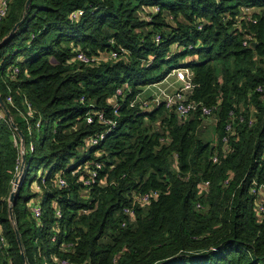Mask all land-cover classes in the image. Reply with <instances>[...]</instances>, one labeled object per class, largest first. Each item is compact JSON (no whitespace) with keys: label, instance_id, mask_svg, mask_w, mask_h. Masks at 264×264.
Instances as JSON below:
<instances>
[{"label":"trees","instance_id":"1","mask_svg":"<svg viewBox=\"0 0 264 264\" xmlns=\"http://www.w3.org/2000/svg\"><path fill=\"white\" fill-rule=\"evenodd\" d=\"M25 1L10 0L0 22L1 40L23 18L0 46V264H264V217L250 192L264 184V0H31L24 10ZM179 66L193 73L188 99L214 114V141L200 110L179 118L128 104ZM24 98L35 109L28 123ZM91 109L116 126L87 147L105 129L86 123ZM21 144L26 169L10 203ZM96 160L98 182L86 189L79 168ZM147 191L158 195L134 204L135 221L121 226L122 209Z\"/></svg>","mask_w":264,"mask_h":264},{"label":"built area","instance_id":"2","mask_svg":"<svg viewBox=\"0 0 264 264\" xmlns=\"http://www.w3.org/2000/svg\"><path fill=\"white\" fill-rule=\"evenodd\" d=\"M9 1L10 0H0V22L1 20L7 15L8 9H9ZM245 11H248V8L245 9ZM83 14V11L81 9L72 11L70 13V19L74 20L81 16ZM159 35H155V42L159 43ZM120 51L125 52L123 48L120 49ZM119 55L118 50H111L106 57H109L111 59H116ZM79 60L88 63L89 61H94V59H97L95 57L88 58L85 56L84 53L78 52L76 56ZM18 69L17 67L13 66L11 69V72L9 74L10 78H14ZM171 72L174 74L175 81L179 83V85L174 89H169L167 86H159L160 82H155L152 84H148L142 88V91L134 96V98L130 99L128 101V104L130 107H134L136 104H138V107L142 110H149L154 109L159 106H163L169 111L174 112L179 118H185L190 116L195 111L200 110V114L204 118L212 117L214 114L212 110L206 106H203L200 104V102H196L193 100L188 99V94L191 92L192 87L194 86L193 83V73L191 69L183 66H179L176 68H173ZM153 88V91L148 95V97H141L142 92L145 91L144 89ZM129 91V88L124 83L120 86H118L114 93L111 95V98L109 100V105L111 106L112 112L117 113V111L120 109L122 105V101H124L126 97V92ZM6 100L9 103H12L13 99L11 96H8ZM81 101H83V98H80ZM24 107H25V113L23 114V119L27 121V123L30 121V119L33 118V115L35 113V109L32 106V104L24 98ZM95 120L101 122L104 124L105 129L93 134L91 137L87 138L85 140V146L87 147H94L96 146L100 141H102L109 131L115 128L116 126V120L111 118H106L103 115V112L100 110H89L85 114V121L86 123L90 124L93 123ZM41 119L38 118L35 120V126L38 127L41 124ZM230 125H227V128H229ZM86 147V148H87ZM30 150L32 149V145H30ZM23 144L20 145V156L17 159V166H16V174L12 181V191L15 193L16 190L19 188L20 183L24 177L26 164L22 160L23 155ZM96 156L100 155V152L95 153ZM264 159V156L262 157ZM213 160L216 161V157H213ZM103 167V162L101 161H93V162H85L84 165H82L79 168V172L81 171L80 179L82 185L89 189L93 185H95L98 182V175ZM17 179V180H15ZM41 181L43 182L44 179L42 178ZM66 180L64 177L60 176L57 179L56 186L58 188L66 186ZM39 186H37L38 188ZM208 187V181H204L202 183V186L199 189V192H203ZM264 190V184L261 185H253V187L250 189V192L257 195L260 194V192ZM158 193L157 191H147L143 192L141 194H135L132 198V206H125L122 209L123 215L126 217L121 221V226H126L127 223H133L135 221V211H134V204H140L145 205L147 204L151 199H155L157 197ZM200 206L197 204V207ZM254 211L258 215V217H264V201L257 202L254 204ZM31 212L34 217H39L42 214L41 207L39 206L38 202H34L31 205ZM60 210L56 209L55 215L57 217L60 216ZM56 239L55 235H52L51 240L54 241ZM70 245V244H69ZM61 264H69L68 260L62 259L60 261Z\"/></svg>","mask_w":264,"mask_h":264},{"label":"crops","instance_id":"3","mask_svg":"<svg viewBox=\"0 0 264 264\" xmlns=\"http://www.w3.org/2000/svg\"><path fill=\"white\" fill-rule=\"evenodd\" d=\"M159 86H167L169 89L176 88L179 83L175 81L174 74L170 71L163 80L159 81ZM145 91H148V94H150L153 91V88L144 89ZM210 120V121H209ZM215 123L216 119L214 117L204 118L203 124L206 125L205 129L208 131V137H206L209 140L215 139ZM264 201V190L260 192V194L256 195V198L254 200V204L257 202Z\"/></svg>","mask_w":264,"mask_h":264},{"label":"water","instance_id":"4","mask_svg":"<svg viewBox=\"0 0 264 264\" xmlns=\"http://www.w3.org/2000/svg\"><path fill=\"white\" fill-rule=\"evenodd\" d=\"M31 0H26L25 1V4H24V10H26L29 6V3H30ZM23 21V18H21L19 21H17L13 27L11 28V30L9 31V33L4 36L1 40H0V46L3 45L9 38H11V36L13 35V33L17 30L18 26L22 23ZM253 45H255V42L252 43ZM0 106L1 107H4V104H3V100L0 96ZM11 125L13 128H15V124L13 122H11ZM15 139H22L23 138V135L20 131H17V133L14 135ZM22 160L24 161V155H22ZM17 180V179H15ZM9 202L12 203L13 200H14V192L11 191V193L9 194ZM9 211H10V215H11V206L9 208ZM17 233V232H16ZM17 240L19 242V236H18V233H17ZM21 255H22V258H24V255H23V252H21Z\"/></svg>","mask_w":264,"mask_h":264},{"label":"rangeland","instance_id":"5","mask_svg":"<svg viewBox=\"0 0 264 264\" xmlns=\"http://www.w3.org/2000/svg\"><path fill=\"white\" fill-rule=\"evenodd\" d=\"M258 12H260V10L259 9H256ZM144 87V86H143ZM148 91L146 90V91H143L142 92V95H141V97H148ZM210 121V120H209ZM205 127H206V125H204L203 124V127L201 128V130L203 131V134L206 136V137H208L207 135H208V131L205 129ZM78 158H79V156H78ZM39 159V157L38 158H36V159H34V161H32V163H31V167H30V169H29V172H28V175H27V177H26V179H25V181H24V188H27V186H28V184H30V181L31 180H34V177H35V175H38L39 174V171H40V169L42 168V167H40L39 165L40 164H38L36 161ZM38 167H40L39 168V170H38ZM12 191V190H11ZM108 239V237H104L103 238V241H106Z\"/></svg>","mask_w":264,"mask_h":264}]
</instances>
